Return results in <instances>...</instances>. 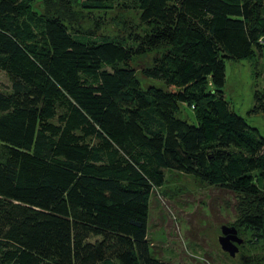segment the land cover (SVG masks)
Here are the masks:
<instances>
[{
  "label": "trees",
  "instance_id": "obj_1",
  "mask_svg": "<svg viewBox=\"0 0 264 264\" xmlns=\"http://www.w3.org/2000/svg\"><path fill=\"white\" fill-rule=\"evenodd\" d=\"M35 1L0 0V264H171L147 237L165 170L233 197L231 226L264 243V136L223 92L224 60L264 50V0ZM114 8L138 24L99 33ZM149 52L164 89L130 64Z\"/></svg>",
  "mask_w": 264,
  "mask_h": 264
},
{
  "label": "rangeland",
  "instance_id": "obj_2",
  "mask_svg": "<svg viewBox=\"0 0 264 264\" xmlns=\"http://www.w3.org/2000/svg\"><path fill=\"white\" fill-rule=\"evenodd\" d=\"M32 8L40 11V0H36ZM91 15L101 20L98 32L109 36L121 34L124 25L134 27L138 24L134 10L114 8L105 12L93 11ZM153 54L149 52L136 57L130 64L137 69L142 85L164 89L162 81L140 75V67L148 64ZM224 64L225 98L235 112L264 136V112L250 111L256 102L255 93L264 92V50L251 59H225ZM9 85L7 76L0 71V89L8 91ZM178 107L176 116L195 124L191 108L180 102ZM164 174L163 185L153 190L148 198L147 237L156 258L171 264H243L246 256H264V243L257 242L250 230H239L243 242L234 257L219 247L217 237L221 235V227L231 226L236 218L233 197L216 187L197 184L191 176L166 170Z\"/></svg>",
  "mask_w": 264,
  "mask_h": 264
},
{
  "label": "water",
  "instance_id": "obj_3",
  "mask_svg": "<svg viewBox=\"0 0 264 264\" xmlns=\"http://www.w3.org/2000/svg\"><path fill=\"white\" fill-rule=\"evenodd\" d=\"M217 242L223 251L234 257L238 253L239 245L242 244L243 239L239 237L234 226L223 225L221 235L217 237Z\"/></svg>",
  "mask_w": 264,
  "mask_h": 264
}]
</instances>
